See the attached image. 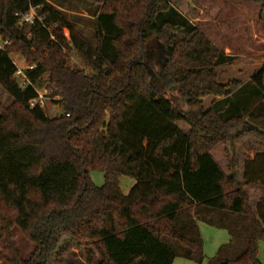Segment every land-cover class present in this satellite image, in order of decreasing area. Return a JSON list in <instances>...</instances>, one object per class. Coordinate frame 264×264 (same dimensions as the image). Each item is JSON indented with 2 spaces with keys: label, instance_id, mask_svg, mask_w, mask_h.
Masks as SVG:
<instances>
[{
  "label": "trees",
  "instance_id": "obj_1",
  "mask_svg": "<svg viewBox=\"0 0 264 264\" xmlns=\"http://www.w3.org/2000/svg\"><path fill=\"white\" fill-rule=\"evenodd\" d=\"M85 1L98 9L94 44L47 0H0V36L9 42L0 86L14 99L0 105V246L8 252L0 260L49 264L68 235L85 243L89 264H202V223L230 235L210 264H262L264 201L254 212L245 188L264 190V154L245 164L241 182L239 160L226 175L211 151L247 136L264 141V65L245 84H219L218 68L237 56L209 35L229 27L223 19L196 25L184 0ZM235 1L258 6L262 18L264 0ZM31 8L43 22L19 26L16 15ZM152 43L166 59L155 74ZM13 54L34 67L25 69L31 84L14 77ZM35 88L47 89L63 114L31 108ZM207 97L221 99L207 109ZM122 176L136 180L127 195ZM15 231L32 246L27 256Z\"/></svg>",
  "mask_w": 264,
  "mask_h": 264
},
{
  "label": "rangeland",
  "instance_id": "obj_2",
  "mask_svg": "<svg viewBox=\"0 0 264 264\" xmlns=\"http://www.w3.org/2000/svg\"><path fill=\"white\" fill-rule=\"evenodd\" d=\"M51 5L62 13V15L75 28L83 32L85 38L94 44L95 25L93 14L96 12L97 6H91L85 0H47ZM185 1V2H184ZM183 4H188L191 7L190 19L191 22L201 24L204 26L214 25L218 20H224L229 27L230 34L221 36L223 31L219 29L210 33V38L217 41V44L227 55L237 56V60L233 66L218 68L220 74L218 83L227 86L229 83L238 81L241 83L248 82L251 77L259 71L264 65V13L260 19V9L258 6L247 3L245 1L235 0H218L220 10H216V0H184ZM181 3V4H182ZM214 5V6H212ZM217 7V8H216ZM218 23H220L218 21ZM212 27H208V29ZM66 37H69L68 31H65ZM222 39V40H221ZM222 41V43H220ZM12 59L14 63L21 70L28 67V63L18 54H13ZM165 58L158 53V45L152 43L148 49V61L150 64V71L152 74L161 72L165 64ZM71 61L76 66L83 68L82 60L76 55L71 56ZM86 73H89L86 70ZM219 97H207L204 99L205 108L209 109L214 103L218 101ZM220 99V98H219ZM14 103V99L5 92L0 86V105L8 109ZM177 105L184 112L189 111L187 100L182 98L177 101ZM45 114L50 118L58 117L63 114L62 107L57 105L55 101L49 97L43 108ZM178 127L185 133H190V127L184 123L179 122ZM242 129H240L241 131ZM237 133V132H236ZM234 132L233 135L235 136ZM264 154V141L253 136H247L236 140L234 147L231 145L219 144L211 151L214 160L220 165L226 175H230L233 159L239 160V176L242 182L245 181L244 164L254 160L259 155ZM244 168V171H243ZM91 180L98 187L104 185V175L101 172L91 174ZM122 192L127 195L133 188L136 180L126 176L119 179ZM256 186V187H255ZM246 187V193L249 195L251 209L260 201L263 194L261 187L255 185ZM263 189V188H262ZM199 229L202 233L204 260L202 264H210L219 252L222 245L230 241V235L226 230H217L206 224H199ZM15 241L20 248L22 254L27 256L30 254L32 246L23 239L20 234L15 231ZM0 250L8 253L4 246H0ZM92 250H94L92 248ZM54 258L49 264H89L86 245L83 242L75 241L70 236L65 235L56 251ZM260 260L264 263V243H259ZM99 258L96 259L95 264H99ZM0 264L3 262L0 260ZM173 264H197L192 260H185L176 258Z\"/></svg>",
  "mask_w": 264,
  "mask_h": 264
},
{
  "label": "built area",
  "instance_id": "obj_3",
  "mask_svg": "<svg viewBox=\"0 0 264 264\" xmlns=\"http://www.w3.org/2000/svg\"><path fill=\"white\" fill-rule=\"evenodd\" d=\"M30 10L31 11L29 13L16 15L19 19V26H24V24L33 25L35 22H39V23L43 22L44 18L39 17L37 11L34 8H31ZM51 38H52V40H54L53 36ZM7 44H9V42L4 41L0 36V50L3 51L5 49V47L7 46ZM15 65L17 66L16 63H15ZM27 68L33 69L34 67L28 66ZM27 68H25V69H27ZM14 77L17 80H20V82L22 83L23 86L31 84L29 82V80H27V78H26L25 70H21L18 66H17V71H16ZM35 91L37 93V96H36L37 98L30 101V107L35 108L36 106H39L41 108H44V105L46 104L47 100L49 99L48 90L44 89V88H43V90L35 88Z\"/></svg>",
  "mask_w": 264,
  "mask_h": 264
},
{
  "label": "crops",
  "instance_id": "obj_4",
  "mask_svg": "<svg viewBox=\"0 0 264 264\" xmlns=\"http://www.w3.org/2000/svg\"><path fill=\"white\" fill-rule=\"evenodd\" d=\"M241 83V82H240ZM247 83V82H246ZM242 84H245V83H242ZM221 99V98H220ZM219 98H218V101L220 100ZM178 124H179V122L177 123V126H178ZM190 127V126H189ZM190 129H191V127H190ZM246 164V163H245ZM245 164H244V166L243 167H245ZM243 171H244V168H243ZM243 177V176H242ZM244 178V177H243ZM239 179H240V177H239ZM241 181V180H240ZM242 182V181H241ZM252 188H254L253 186H251ZM256 187V186H255ZM261 190H263L262 188H261ZM262 194H263V196H262V198L260 199V201H258L256 204H255V207H254V209L252 208V210L254 211V212H256V207H257V205L259 204V203H261V202H263L264 201V191H262ZM259 259H260V256H259ZM260 262L262 263V264H264L261 260H260Z\"/></svg>",
  "mask_w": 264,
  "mask_h": 264
}]
</instances>
